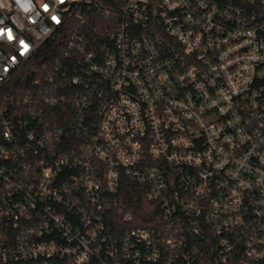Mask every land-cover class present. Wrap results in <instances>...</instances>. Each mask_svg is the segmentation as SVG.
<instances>
[{
  "label": "built area",
  "instance_id": "2783aa9c",
  "mask_svg": "<svg viewBox=\"0 0 264 264\" xmlns=\"http://www.w3.org/2000/svg\"><path fill=\"white\" fill-rule=\"evenodd\" d=\"M0 264H264V0H0Z\"/></svg>",
  "mask_w": 264,
  "mask_h": 264
},
{
  "label": "trees",
  "instance_id": "16d2710c",
  "mask_svg": "<svg viewBox=\"0 0 264 264\" xmlns=\"http://www.w3.org/2000/svg\"><path fill=\"white\" fill-rule=\"evenodd\" d=\"M58 48H61L60 40L45 43L39 50L40 52H38L37 56L33 59L31 66L36 67L43 62L53 61L55 55L58 53ZM123 195L128 208H132V210L137 213L139 218L143 220L151 217L152 213H155L158 210L157 206L147 200L139 186L131 182H126L124 185Z\"/></svg>",
  "mask_w": 264,
  "mask_h": 264
}]
</instances>
